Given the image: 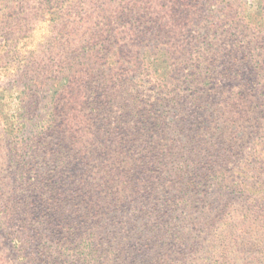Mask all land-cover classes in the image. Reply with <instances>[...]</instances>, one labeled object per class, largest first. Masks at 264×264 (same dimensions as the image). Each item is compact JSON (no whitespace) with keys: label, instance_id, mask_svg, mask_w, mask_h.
I'll return each mask as SVG.
<instances>
[{"label":"rangeland","instance_id":"rangeland-1","mask_svg":"<svg viewBox=\"0 0 264 264\" xmlns=\"http://www.w3.org/2000/svg\"><path fill=\"white\" fill-rule=\"evenodd\" d=\"M128 21H135L132 27ZM97 41L102 47L96 51ZM203 59L205 67L197 69ZM196 88L211 89L205 113L189 105ZM159 97L180 102L185 129L224 128L212 141V155L224 153L250 184L264 187V0H0V264L45 263L39 243L57 238L47 197L57 198L58 213L90 202L89 167L100 163L102 139L101 117L90 114L88 102L95 99L105 113L119 112L123 98L137 99L140 108ZM52 107L56 126L45 129L42 119ZM72 134L83 151L78 165L86 172L76 179L83 185L58 181L56 190L36 191L34 202L27 200L20 166L33 167L25 180L44 168L50 175L47 151L65 144L77 150L68 143ZM126 141L123 148L106 145L135 158L140 140ZM255 146L260 152L252 155ZM52 176L50 185L58 175ZM248 197L212 225L234 218L233 227L245 233L213 240L218 252L212 260L219 264H264V199ZM249 203L261 205L254 211Z\"/></svg>","mask_w":264,"mask_h":264},{"label":"trees","instance_id":"trees-1","mask_svg":"<svg viewBox=\"0 0 264 264\" xmlns=\"http://www.w3.org/2000/svg\"><path fill=\"white\" fill-rule=\"evenodd\" d=\"M134 22L128 24L132 27ZM99 43L91 49H100ZM151 58L148 56V60ZM108 59L113 62L112 53ZM204 59L197 69L205 67ZM55 85L61 86L58 82ZM210 90L192 91L189 100L192 112L210 110L206 106ZM137 104V99L123 98L119 112L109 108L104 113L95 99L88 102V109L95 113L90 114L101 117L97 120V132L102 139L100 163L89 167V172H94L90 184L94 187L88 185L87 190L90 202L84 207L79 203L68 204L66 210L63 207L58 213L57 198L47 197L52 213L47 219H55L53 232L57 238L48 246L39 243L40 252H45L44 264H219L218 259L212 260L211 253L218 252L212 247L213 240L223 242L234 234L241 237L244 228L233 227L232 218L222 220L219 227L212 229L216 219L225 218L237 201L248 196H252V203L253 196L264 199L262 184H250L246 174L234 169L233 160L224 153L217 151L212 155L211 147L218 139L215 135L224 132V128L217 127L212 133L205 126L185 129L188 125L182 118L184 107L180 102L173 105L167 97L149 101L151 107L139 108ZM166 106L171 109L166 110ZM133 121H139L140 126H133ZM42 122L45 129L55 128L54 107ZM126 137L127 143L133 142L131 145L140 140L135 149H141L134 151L135 158L131 154L125 159L120 151ZM79 141L72 134L68 143L77 150L65 144L47 151L53 162L50 175L44 168L25 180L33 167L20 166V172L25 173L21 175L19 188L22 193H30L27 200L34 202L36 191L42 190L44 194L51 187L52 192L58 181H75L79 172L85 174L86 169L78 165L80 155L83 158ZM107 142L121 147L110 151ZM252 150V155L260 152L256 146ZM54 172L57 181L50 185ZM76 181L78 186L83 185L84 181ZM114 187L116 192L112 190ZM252 203L248 207L259 209L261 203Z\"/></svg>","mask_w":264,"mask_h":264}]
</instances>
